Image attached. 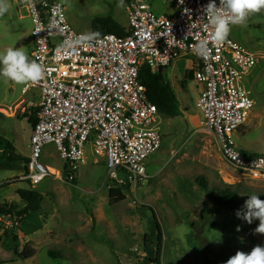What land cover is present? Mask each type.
I'll use <instances>...</instances> for the list:
<instances>
[{"label":"rangeland","instance_id":"rangeland-1","mask_svg":"<svg viewBox=\"0 0 264 264\" xmlns=\"http://www.w3.org/2000/svg\"><path fill=\"white\" fill-rule=\"evenodd\" d=\"M20 1L7 0L9 11L0 16V53L15 48L30 60L33 25ZM55 1L63 5L77 33L91 35L94 19L107 17L128 29V10L121 0ZM172 1L148 3L154 14L172 15ZM229 38L258 58L244 78L254 106L234 133V142L246 155L264 156V10L250 14L245 26H232ZM188 59H175L162 71L180 113L176 117L158 113L160 149L145 162L147 178L135 193L124 192V200L109 202L112 184L106 179L104 161L90 147L73 184L53 144L42 148L40 162L49 167V175L37 186L24 179L21 170L0 169V205L21 210L19 191L37 193L41 199L40 210L22 223L17 215H0V264H136L144 256V237L153 220L162 234L161 264H226L237 252L249 253L264 245V234L255 232L259 221L248 224L236 215L246 211L250 195L264 200V182L229 166L218 152L214 134L200 127L202 114L196 107L200 86L190 77ZM29 83L17 85L0 77V137L26 159L32 130L28 117L40 102L36 90L22 93ZM198 179H204L206 189ZM225 189L236 195L231 205L210 198L211 193ZM24 248L32 253L31 258H24Z\"/></svg>","mask_w":264,"mask_h":264},{"label":"built area","instance_id":"built-area-1","mask_svg":"<svg viewBox=\"0 0 264 264\" xmlns=\"http://www.w3.org/2000/svg\"><path fill=\"white\" fill-rule=\"evenodd\" d=\"M148 1H129L128 29L121 37L77 33L55 0L20 1L33 25L30 60L44 72L41 80L23 88V94L36 90L40 98L24 178L32 186L49 175L40 156L45 145L53 144L71 182L90 147L104 160L110 185L128 186L135 193L147 178L146 160L161 146L158 111L147 99L139 72L146 66L162 73L172 61L186 57L200 86V127L214 134L229 166L264 182V156L246 155L233 138L254 106L244 78L258 63L257 56L229 36L221 43L212 40L213 27L204 12L210 0H173L172 15L154 14ZM200 41L207 45L203 56L195 52ZM21 106L14 107L13 115Z\"/></svg>","mask_w":264,"mask_h":264},{"label":"trees","instance_id":"trees-1","mask_svg":"<svg viewBox=\"0 0 264 264\" xmlns=\"http://www.w3.org/2000/svg\"><path fill=\"white\" fill-rule=\"evenodd\" d=\"M131 0H123V5L127 6ZM95 34H99L98 36ZM107 34L116 36H125L126 30L121 28L112 18H97L92 22L93 37H102ZM192 77V75L190 76ZM139 81L145 88L147 99L152 103L159 114L167 117H176L179 115V105L176 95L171 88L170 84L164 80L161 72L152 73L148 67L143 66L139 72ZM34 112L28 117V123L33 128L37 122L38 108L33 110ZM27 159L19 156L16 153V149L13 144L0 137V169L9 170H21L23 173L26 172ZM75 179L72 180V184ZM200 187L206 189L204 179H198ZM129 191L128 186L121 188L110 187L108 190L109 202L116 204L124 200V192ZM18 197L21 200L24 207L18 210L15 206L7 207V205H0V215L8 216L12 218L17 215L20 217V222L28 220L30 214L36 213L40 210V196L37 193L30 191H19ZM210 198L213 200H223L225 205H231L236 195L229 191V189L218 190L217 194H210ZM216 202V201H215ZM15 212V213H14ZM22 216H24L22 218ZM154 219V217H153ZM150 233L144 237L143 251L144 256L137 259L136 264H161L160 253H161V240L162 234L160 228L155 220L151 222ZM16 239L15 237L13 238ZM24 258H31L32 253L28 252L27 248H24ZM49 256L56 258L57 256L53 252H49Z\"/></svg>","mask_w":264,"mask_h":264},{"label":"clouds","instance_id":"clouds-1","mask_svg":"<svg viewBox=\"0 0 264 264\" xmlns=\"http://www.w3.org/2000/svg\"><path fill=\"white\" fill-rule=\"evenodd\" d=\"M123 6V0H121ZM264 10V0H220L217 6L216 0H210L204 9L205 15L209 18L213 27L212 40L221 43L227 39L232 26H245L246 22L253 13H259ZM9 11L7 0H0V16ZM99 35V34H95ZM206 42L200 41L195 52L197 55L206 54ZM42 66L29 60L25 52L8 48L0 53V77L17 85L27 82H38L43 77ZM244 209L246 211H237V218L243 219L248 224L255 220L259 221L256 233L264 234V200L257 195H250L245 201ZM226 264H264V245L255 246L249 253L237 252L229 258Z\"/></svg>","mask_w":264,"mask_h":264},{"label":"crops","instance_id":"crops-1","mask_svg":"<svg viewBox=\"0 0 264 264\" xmlns=\"http://www.w3.org/2000/svg\"><path fill=\"white\" fill-rule=\"evenodd\" d=\"M31 48H32V42H31V45H30V48H29L30 49V52H31ZM22 93H23V89H22ZM0 111H2V110H0ZM102 161H104V160H102ZM104 165H105V162H104Z\"/></svg>","mask_w":264,"mask_h":264}]
</instances>
